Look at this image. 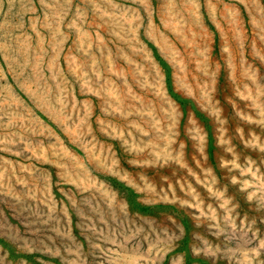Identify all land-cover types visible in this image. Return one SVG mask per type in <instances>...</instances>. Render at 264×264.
<instances>
[{
    "label": "rangeland",
    "instance_id": "rangeland-1",
    "mask_svg": "<svg viewBox=\"0 0 264 264\" xmlns=\"http://www.w3.org/2000/svg\"><path fill=\"white\" fill-rule=\"evenodd\" d=\"M0 264H264V0H0Z\"/></svg>",
    "mask_w": 264,
    "mask_h": 264
}]
</instances>
